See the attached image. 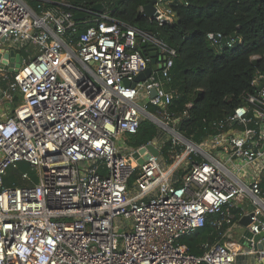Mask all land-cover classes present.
Segmentation results:
<instances>
[{"label":"built area","instance_id":"1","mask_svg":"<svg viewBox=\"0 0 264 264\" xmlns=\"http://www.w3.org/2000/svg\"><path fill=\"white\" fill-rule=\"evenodd\" d=\"M29 1L0 0V48L38 49L0 81L6 103L21 95L12 111L0 105V264H235L242 250L234 243L207 242L196 256L179 242L213 215L229 235L234 209L238 222L252 214L249 252L264 257L255 250L264 245V73H255L253 91L218 131L196 143L178 129L187 113L167 109L174 48L107 10ZM176 1L156 0L152 18L141 11L171 24ZM223 38L208 34L214 46ZM142 44L157 48L156 65ZM150 65L151 76L136 83ZM144 119L161 135L139 148L121 144ZM149 145L160 153L140 164ZM21 164L22 184L6 186Z\"/></svg>","mask_w":264,"mask_h":264},{"label":"trees","instance_id":"2","mask_svg":"<svg viewBox=\"0 0 264 264\" xmlns=\"http://www.w3.org/2000/svg\"><path fill=\"white\" fill-rule=\"evenodd\" d=\"M46 6L67 3L73 8H92L105 0H46ZM153 0H111L107 11L121 22L158 36L177 51L171 79L165 85L174 93L167 108L177 117H183L179 131L188 139L201 143L215 134L217 124L226 119L235 108L243 104V95L252 92V79L256 72L264 73V0H181L171 4L177 20L159 26L141 11ZM36 7L39 0H30ZM69 9V8H67ZM73 11L74 9H69ZM74 12V11H73ZM208 34H221L224 38L236 34L232 45L214 46ZM259 56L256 65L253 58ZM150 107V112L160 113ZM159 128L144 119L136 134L125 135V144L139 148L160 136ZM171 143L163 154L167 156ZM9 171L5 185H21L20 170ZM260 186L264 193V172ZM233 212L234 220L241 218V210ZM220 215L209 216L206 225L180 239L189 253L203 256V245L214 243L227 229L214 226Z\"/></svg>","mask_w":264,"mask_h":264},{"label":"water","instance_id":"3","mask_svg":"<svg viewBox=\"0 0 264 264\" xmlns=\"http://www.w3.org/2000/svg\"><path fill=\"white\" fill-rule=\"evenodd\" d=\"M155 2L156 0H153L150 4H148L147 6L143 8L145 14L148 17L152 18L155 13ZM110 4H111V0H105L103 3H98L95 6H93L92 11L95 13H99V14L104 13L106 12L108 5ZM84 18H85V15H82V14L81 15L78 14L75 16L76 20H82ZM235 37H236V34H233L227 38H223L222 44L226 45L228 43H231ZM4 41L5 39H3V42ZM141 49L149 53L150 57L152 58V65H156L157 56H158L157 48L152 45L142 44ZM22 62L23 60H21L20 54H15L14 51L10 53L5 50L0 51V70L1 71L16 72L19 69ZM256 63H257V59H253V64L256 65ZM151 74H152V67L150 65L144 73H141L136 78L135 80L136 83L146 81L151 76ZM127 84L129 85V83ZM155 95H156V92L153 90L152 97H155ZM0 96H1V91H0ZM147 150L149 151V153L145 154L144 157L139 161L140 164H143L144 161L148 160L150 155L158 156L160 153L159 150L152 145L147 146V148H142L140 153H146ZM251 216L252 214L245 216L240 221L244 227L246 228L248 227ZM247 232H248V229H247ZM259 247L261 248L262 246H259Z\"/></svg>","mask_w":264,"mask_h":264},{"label":"crops","instance_id":"4","mask_svg":"<svg viewBox=\"0 0 264 264\" xmlns=\"http://www.w3.org/2000/svg\"><path fill=\"white\" fill-rule=\"evenodd\" d=\"M1 50H5L7 52H15V54H20L21 55V60L23 61H26L28 62L30 59H32L35 54L37 53V48L35 46H21V45H18V47H15V45L13 43H6L4 46H2L0 48V51ZM24 62H22L23 64ZM21 64V65H22ZM20 65V66H21ZM13 72H9V71H3L2 73H0V81L3 80L2 77L4 75H12ZM1 88H6V82L5 83H2L0 85ZM1 91V90H0ZM21 97V95L16 92L14 94V103L17 102V98L18 97ZM19 104L21 103V99L20 101H18ZM13 103V104H14ZM0 105L6 109V102L2 99V96H0ZM7 111H12V110H9V109H6ZM14 110V109H13ZM23 170H27V167H24L22 168ZM246 208V207H245ZM236 210V209H234ZM233 210V211H234ZM239 228H245L246 231L244 232V234L241 236L240 240L239 241H236L234 240V237H230V234H235L236 231L239 229ZM226 232V231H225ZM227 236H223L221 235V238L219 239V241H221L222 243H234L237 247H239V249L241 248L242 252H240L236 258V263L235 264H264V257H261L259 253H250L249 250L252 249V246L250 244V238L251 236L248 234L247 232V228L244 227L241 222H238L236 221V225L232 228L231 230V233ZM263 236L261 235H258L255 237V240L258 241V240H261ZM248 244V247H246V245ZM259 246H262L261 248ZM262 249H264V245H260L258 244L256 247H255V250H258V251H262Z\"/></svg>","mask_w":264,"mask_h":264},{"label":"rangeland","instance_id":"5","mask_svg":"<svg viewBox=\"0 0 264 264\" xmlns=\"http://www.w3.org/2000/svg\"><path fill=\"white\" fill-rule=\"evenodd\" d=\"M253 59H257V61H258V60L260 59V57H259V56H256V57H254ZM17 99H18L17 102L14 103V104L6 103V106H5L6 109L13 110L15 107H17V106L19 105V102H18V101H20L21 97L19 96ZM124 139H125V136H124L123 138H121V139L119 140V142L125 146L124 142H125L126 140H124ZM251 209H252V205H249V206H247V207L245 208L246 211H250ZM245 231H246L245 228H239V229L236 231L235 234H234V233H233V234H230V237H234V240L239 241L240 238H241V236L244 234ZM246 247H248V244L246 245Z\"/></svg>","mask_w":264,"mask_h":264}]
</instances>
